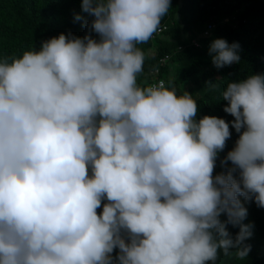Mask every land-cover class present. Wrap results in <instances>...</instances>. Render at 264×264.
<instances>
[{
    "label": "clouds",
    "instance_id": "1",
    "mask_svg": "<svg viewBox=\"0 0 264 264\" xmlns=\"http://www.w3.org/2000/svg\"><path fill=\"white\" fill-rule=\"evenodd\" d=\"M170 6L81 0L98 40L61 33L38 51L0 58V264H216L220 253L248 256L251 225L242 223L240 197L264 208V73L222 90L231 122L196 120L193 95L164 80L139 85L146 59L139 45L168 29L161 21ZM238 50L214 39L211 62L239 63ZM169 61L160 58L150 75ZM229 123L239 137L221 160L227 170L214 175ZM228 225L239 231L233 236Z\"/></svg>",
    "mask_w": 264,
    "mask_h": 264
},
{
    "label": "trees",
    "instance_id": "2",
    "mask_svg": "<svg viewBox=\"0 0 264 264\" xmlns=\"http://www.w3.org/2000/svg\"><path fill=\"white\" fill-rule=\"evenodd\" d=\"M170 5L169 14L161 21V26L168 29L153 42L139 45L146 59L137 83L148 86L164 80L165 86L175 87L178 94L186 91L193 95L198 104L196 120L209 115L231 122L234 117L223 111L227 102L220 98L222 90L228 82L264 73V0H170ZM77 15L81 19L77 20ZM91 19L81 10V0H0V58L18 57L30 49L38 51L43 41L61 33L81 38L89 33L98 40L99 36L90 32ZM224 19L229 21L222 25ZM213 24L215 29L205 36L208 26ZM217 38L229 44L238 43L239 63L220 69L214 67L209 46ZM153 45L157 46L155 56L148 53ZM165 55H170L169 64L160 69L159 75H150ZM210 82L218 87L208 89L206 85ZM229 129L231 137L218 153L214 175L227 170L221 166V160L239 137L230 123ZM240 199L247 208L242 223L251 225V237L245 241L251 250L244 260L220 253L216 264H264V208L245 202L243 197ZM101 211L102 206L97 213ZM220 219L225 220L226 216L222 214ZM227 227L233 236L239 231L238 227ZM117 252L114 249L113 257Z\"/></svg>",
    "mask_w": 264,
    "mask_h": 264
},
{
    "label": "built area",
    "instance_id": "3",
    "mask_svg": "<svg viewBox=\"0 0 264 264\" xmlns=\"http://www.w3.org/2000/svg\"><path fill=\"white\" fill-rule=\"evenodd\" d=\"M213 28V26H208V30L205 32V35H207L208 33H209V31H211V29ZM161 31H158L157 33H160ZM158 74V70H155L154 72H153V75H157ZM160 81V80H159ZM158 81V82H159ZM158 82H156V83H158ZM156 83H154V84H156ZM153 84V83H152ZM151 84V85H152Z\"/></svg>",
    "mask_w": 264,
    "mask_h": 264
},
{
    "label": "rangeland",
    "instance_id": "4",
    "mask_svg": "<svg viewBox=\"0 0 264 264\" xmlns=\"http://www.w3.org/2000/svg\"><path fill=\"white\" fill-rule=\"evenodd\" d=\"M178 79L176 78V81H177Z\"/></svg>",
    "mask_w": 264,
    "mask_h": 264
}]
</instances>
